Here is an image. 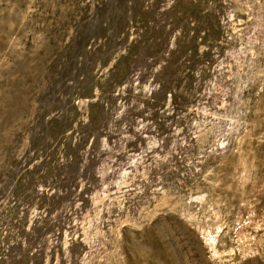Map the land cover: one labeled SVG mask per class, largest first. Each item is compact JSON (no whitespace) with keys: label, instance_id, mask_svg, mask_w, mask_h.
<instances>
[{"label":"rangeland","instance_id":"obj_1","mask_svg":"<svg viewBox=\"0 0 264 264\" xmlns=\"http://www.w3.org/2000/svg\"><path fill=\"white\" fill-rule=\"evenodd\" d=\"M0 264H264V0H0Z\"/></svg>","mask_w":264,"mask_h":264}]
</instances>
